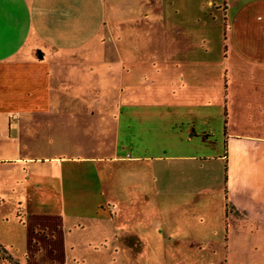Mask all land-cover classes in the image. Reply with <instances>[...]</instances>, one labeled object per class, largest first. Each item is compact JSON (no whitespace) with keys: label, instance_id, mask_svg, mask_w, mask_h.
Masks as SVG:
<instances>
[{"label":"crops","instance_id":"1","mask_svg":"<svg viewBox=\"0 0 264 264\" xmlns=\"http://www.w3.org/2000/svg\"><path fill=\"white\" fill-rule=\"evenodd\" d=\"M130 1L0 0V168H10L20 184L44 176L53 163L61 212L67 201L78 209L79 202L96 200V212L113 219L117 202H152L162 183L166 194L186 200L183 212H200L195 206L204 201L220 212V228L226 219L227 264H264V0L226 17L225 94L216 74L206 83L195 73L199 63H216L215 51L204 47L205 15L195 12L190 31L173 25L164 52L122 49L129 34L119 29L125 23L119 12L143 5ZM104 25L113 28L108 37L115 48L95 62L73 42L91 40ZM180 72L185 83L176 86ZM50 133L60 155H45ZM220 136L224 152L205 155ZM46 184L42 177L34 186L50 191ZM58 226L72 232L65 214ZM125 227L118 232H137Z\"/></svg>","mask_w":264,"mask_h":264},{"label":"rangeland","instance_id":"2","mask_svg":"<svg viewBox=\"0 0 264 264\" xmlns=\"http://www.w3.org/2000/svg\"><path fill=\"white\" fill-rule=\"evenodd\" d=\"M139 1L143 3L141 7L127 6L119 12L121 19L125 21L119 29L123 28L126 34H129L121 46L122 49L164 52L168 48L167 38L175 34V32L171 33L170 28L173 25L175 27L183 25L186 31L193 30L190 24L195 23L193 16L197 11L203 15L201 17L204 18L205 15L204 47L211 51L210 55L215 51L216 63L211 65H216V69L213 68L215 70L213 73L211 65L207 62L199 63L200 67L198 66L195 73L201 82L206 83H209L210 77H215L216 74L225 94L229 82L227 65L223 60L229 44L225 39L226 17L229 15L233 17L232 15L238 12L241 6L251 0H152L156 3L153 8V3L150 6L147 3L149 0ZM225 7H229V14L225 11ZM147 10L150 14L145 15L144 12ZM97 12L99 13L96 10L95 13ZM136 15V20L130 19ZM177 27V31L182 32V29ZM110 29L111 32L104 25L91 40L77 39L73 43L94 55L93 61L102 62L107 59L99 56L103 55V50L115 48L114 41L108 37L110 33L111 35L114 33L113 28ZM168 32L170 35L167 36ZM201 42L200 38V45ZM82 44L83 46H80ZM180 44L181 42L179 46ZM157 59L162 61L165 58L158 56ZM142 63L143 66L151 64ZM193 66L194 63L191 64V67ZM113 71L116 72L118 69ZM137 74L139 77L140 71ZM181 75V72L176 75V86L185 83ZM187 75L190 77V73L187 72ZM159 82L164 81L159 80ZM116 93V90L114 92L111 90L110 95L114 96ZM47 123L51 124L49 120ZM206 124L208 125V122ZM44 136L45 155H60L49 144L55 140L54 134ZM222 138L225 141V138L220 136L218 143L208 145L205 155L218 156L220 151L224 152ZM214 140L216 139L212 138V141ZM211 164L208 166L215 167L213 163ZM54 165L53 163L49 165L48 162L44 166V176L31 175L28 180H24L25 183L20 184L17 183V175L10 168L8 170L0 168V264H11L2 257L5 253L4 249L20 264H227L229 249L226 219L223 221L225 226L220 228V212H213L215 209L212 208V203L202 201L199 207L196 205V209L200 212H183L186 200L181 194L175 196L166 194L168 193L166 186L158 183L160 191L152 202L134 200L126 203L117 202L115 211L119 212V215L116 219H113L108 212H96L99 202L96 200L79 202L78 209H74V204L67 201L68 211L61 212L64 210L65 202L59 197V192L56 190L58 186L55 187L53 184ZM225 169V163L222 162L220 166L222 185L226 178ZM158 176H160L159 172ZM210 176L215 180L218 179L217 173ZM42 177L47 183L46 188L50 191H41L42 188L38 189L34 186V183ZM217 200L218 197L213 202L215 207ZM195 202L198 203L197 200ZM127 203L128 206L125 207ZM72 209L78 212H69ZM191 210L195 208L192 206ZM62 214L66 215L67 225L72 228V232L57 229ZM78 222H82L87 229L82 231L79 226L77 230L75 225ZM124 225L125 228L137 232H118ZM105 236L108 240L100 242V238ZM188 238L192 241H188Z\"/></svg>","mask_w":264,"mask_h":264},{"label":"trees","instance_id":"3","mask_svg":"<svg viewBox=\"0 0 264 264\" xmlns=\"http://www.w3.org/2000/svg\"><path fill=\"white\" fill-rule=\"evenodd\" d=\"M4 254H3V259L4 260H8L11 262V264H20V262H18L17 260H15V258L13 256H11L10 254H8L5 249H4Z\"/></svg>","mask_w":264,"mask_h":264}]
</instances>
